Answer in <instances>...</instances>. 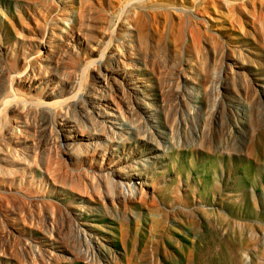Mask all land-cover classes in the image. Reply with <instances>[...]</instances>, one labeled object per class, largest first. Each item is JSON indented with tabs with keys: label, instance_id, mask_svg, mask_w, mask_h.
Segmentation results:
<instances>
[{
	"label": "rangeland",
	"instance_id": "rangeland-1",
	"mask_svg": "<svg viewBox=\"0 0 264 264\" xmlns=\"http://www.w3.org/2000/svg\"><path fill=\"white\" fill-rule=\"evenodd\" d=\"M0 264H264V0H0Z\"/></svg>",
	"mask_w": 264,
	"mask_h": 264
},
{
	"label": "bare ground",
	"instance_id": "bare-ground-1",
	"mask_svg": "<svg viewBox=\"0 0 264 264\" xmlns=\"http://www.w3.org/2000/svg\"><path fill=\"white\" fill-rule=\"evenodd\" d=\"M42 46H43L44 48L48 49V46H47L45 43H43ZM104 76H106V74H105ZM103 81L106 83V81H105L104 79H103ZM52 96L55 97V93H53ZM54 104H55V101H54V102H51V103H48L49 106H52V105H54ZM65 138L68 139L67 136H66ZM116 186H117V185H116ZM136 192H137V186L134 185V184H132L131 181H129V182H127L126 184H124V187L122 188V193H123V195H124L125 198H126V197L128 198V197L133 196L134 194H136ZM128 199H129V198H128Z\"/></svg>",
	"mask_w": 264,
	"mask_h": 264
}]
</instances>
